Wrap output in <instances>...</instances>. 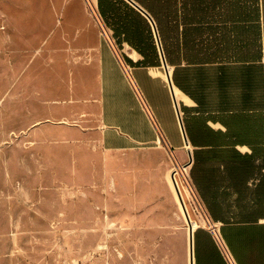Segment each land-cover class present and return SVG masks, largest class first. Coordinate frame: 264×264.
<instances>
[{"label": "crops", "instance_id": "0c3cea01", "mask_svg": "<svg viewBox=\"0 0 264 264\" xmlns=\"http://www.w3.org/2000/svg\"><path fill=\"white\" fill-rule=\"evenodd\" d=\"M84 1L41 26L72 79L53 116L78 121L115 186L141 182L149 264H264V0H88L94 19ZM169 151L203 214L190 238L168 237Z\"/></svg>", "mask_w": 264, "mask_h": 264}, {"label": "rangeland", "instance_id": "374dc122", "mask_svg": "<svg viewBox=\"0 0 264 264\" xmlns=\"http://www.w3.org/2000/svg\"><path fill=\"white\" fill-rule=\"evenodd\" d=\"M63 1L0 0V264H149L141 182L115 186L106 154L70 129L78 121L53 116L72 79L64 66L53 75L41 26L63 24ZM180 210L168 237L189 236Z\"/></svg>", "mask_w": 264, "mask_h": 264}, {"label": "built area", "instance_id": "2783aa9c", "mask_svg": "<svg viewBox=\"0 0 264 264\" xmlns=\"http://www.w3.org/2000/svg\"><path fill=\"white\" fill-rule=\"evenodd\" d=\"M183 167L180 168V170H179V168L175 167L171 171V182L174 185L175 192L177 191L179 196L183 200L184 205H185V201L186 200L183 199V194L186 193L187 194V199H189L190 206L192 208L195 206L193 208L194 211H196V213L198 212L199 217H202L203 214H201V212H200V205H199V202H198V198H196V196H195V192H194V190L192 188V185L188 182L187 173H186V170L185 171L183 170ZM176 176H177L178 181H179L180 184L178 183V181L176 179ZM177 192H176V194H177ZM213 230H215V229H213ZM215 232L217 234L218 231L215 230Z\"/></svg>", "mask_w": 264, "mask_h": 264}, {"label": "water", "instance_id": "95a60500", "mask_svg": "<svg viewBox=\"0 0 264 264\" xmlns=\"http://www.w3.org/2000/svg\"><path fill=\"white\" fill-rule=\"evenodd\" d=\"M169 85H171V84H170V81H169ZM176 192H177V191H176ZM177 197H178V199H179V202H180V205H181V208H182V211H183V215H185V218H186V219H189V215L187 214V210H186V208H185L184 202H183V200L181 199V197L179 196L178 192H177ZM188 231L190 232V235L192 236V234H193L192 228L189 227Z\"/></svg>", "mask_w": 264, "mask_h": 264}, {"label": "bare ground", "instance_id": "6f19581e", "mask_svg": "<svg viewBox=\"0 0 264 264\" xmlns=\"http://www.w3.org/2000/svg\"><path fill=\"white\" fill-rule=\"evenodd\" d=\"M167 79H168V77H167ZM183 169H184V171L187 170V166L184 165ZM176 179L178 181L177 176H176ZM185 208H186V206H185ZM186 210H187V208H186ZM188 222H189V227L192 228V230L198 225V221H195L192 217H191V219L189 217ZM190 236L191 235H190V232H189V238H190Z\"/></svg>", "mask_w": 264, "mask_h": 264}]
</instances>
